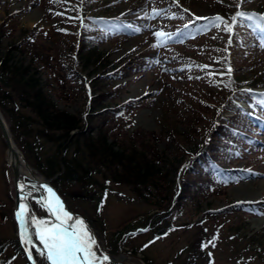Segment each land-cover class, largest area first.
I'll list each match as a JSON object with an SVG mask.
<instances>
[{
  "label": "rangeland",
  "instance_id": "374dc122",
  "mask_svg": "<svg viewBox=\"0 0 264 264\" xmlns=\"http://www.w3.org/2000/svg\"><path fill=\"white\" fill-rule=\"evenodd\" d=\"M237 12L264 14V0H0V25L4 24L5 32L0 31V56L12 50L9 63L26 65L30 58L25 59L13 46L38 29L35 44L48 52L50 67L35 77L57 108L85 119L90 95L114 91L116 95L105 100V105H130L114 119L118 140L134 136L133 144L144 139L159 151V163L146 184L134 183V178L116 181L109 172L107 194L101 202L93 199L104 191L99 187H92L98 190H90L91 194L83 193L86 189L80 185L61 187L74 214L71 223L76 218L85 222L96 240L98 256L133 254L145 264H264V222L257 224L264 219V122L248 124L235 103L247 108L239 89L264 92V26L241 17L234 22ZM98 16L102 19L96 20ZM216 16L225 23L214 26L211 19H203ZM119 17L135 28L123 29L114 19ZM196 17L203 22L195 20L182 28L186 20ZM228 26L231 32L226 31ZM82 29L97 36L98 50L108 57L103 71L80 65L75 46ZM116 63L129 67L124 72L127 77L114 82L102 78L98 84L97 75L105 76ZM54 73L56 78L47 76ZM229 83L239 91L231 92ZM254 98L249 106L263 117L264 98ZM18 112L22 118L2 110L30 166L37 176L52 182L55 175L45 176L39 163L53 152L54 145L38 135L37 116L30 108L20 107ZM229 119L239 121L258 142H233V150L240 148L227 161L241 172L234 180L216 178L207 196L193 189L185 191V198L173 205L179 171L189 162V152L203 148L216 124L224 125ZM91 122L95 128L101 124L102 131L113 127V119L106 114ZM106 135L108 142L114 141ZM95 178L105 179L100 174ZM189 179L197 185L200 181L197 176ZM25 182L36 185L27 177ZM13 196L0 134V264H28L25 242L21 244L13 220ZM25 202L27 221L31 216L51 223L34 197L28 196ZM246 203L263 206L253 213L232 212ZM35 255L41 264H49L44 256ZM98 264L113 263L101 259ZM118 264L142 263L129 256Z\"/></svg>",
  "mask_w": 264,
  "mask_h": 264
},
{
  "label": "trees",
  "instance_id": "16d2710c",
  "mask_svg": "<svg viewBox=\"0 0 264 264\" xmlns=\"http://www.w3.org/2000/svg\"><path fill=\"white\" fill-rule=\"evenodd\" d=\"M114 19L123 29L134 27H128V23L121 17ZM89 24L91 23L89 22ZM3 26L4 24L0 25V31L4 34ZM93 27L100 29L96 25H93ZM110 27L106 29L109 32L108 36L112 32ZM37 30L28 32L22 42L13 46L25 59L30 58L26 65L9 63L12 50L0 56V108L1 110L12 112V116L18 118L23 117L18 112L20 107L30 108L37 116L38 135L46 138V141L54 145L53 152L46 155L44 160L39 163L43 167L42 171L45 176L51 177L55 175V180L51 183L60 193L62 191L61 187L66 185H80L86 189V192H83L85 194L90 192V190L93 192H97L98 189L104 190L100 196L95 194L96 197L93 199H99L98 202L103 201L107 194L106 183L109 172L116 181L134 178V183L146 184L149 179V173L153 172V166L159 163L158 149L144 139H141L139 144H133L134 136L129 137L127 141H125L126 137L118 140L116 136L120 133L113 131L115 130L114 126L117 124L114 119H117V116L122 111L128 109L129 104L114 105L113 107L105 105V100L109 99L111 101L116 95L114 91H105L89 96L85 119L58 109L53 103L51 94L44 89V86L35 77L41 70L45 69L47 71L48 68L46 67L49 66L50 62V56H46L48 52L40 51V46L35 44ZM96 37L95 34L88 33V31L82 29L75 48L80 58V65L84 68L91 66L93 71L98 72L103 71L104 65L107 66L109 62L107 61L108 57L103 56L98 50L100 43L96 40ZM68 57L73 58V55ZM108 68L109 70L105 72V76L98 74V78H95L98 84L101 83L100 79L102 78L114 82V80H121L127 77L124 72H127L129 67L126 65L116 63ZM71 70L74 74L73 69ZM69 75L67 76L69 77ZM47 76L56 78L58 74H48ZM74 76L77 80H80L78 74H74ZM246 95L249 101L252 94L246 93ZM14 97L18 99L19 103L15 102L16 99ZM8 104L9 107H7ZM238 111H241V114L243 113L242 119L244 121L247 120L248 124H251V121L259 124L262 121L253 111H250L252 113H247L240 108ZM105 114L107 116L110 115L113 119V125H110L113 127L102 131L101 124L95 128V124L91 122V119ZM245 115L250 116V119ZM103 120V124H105L106 119ZM83 122H87V124ZM235 122L237 121L229 119V122L224 123V125L216 124V128L208 136L203 148L189 152V162L179 171V189L173 198V205L178 204L182 198H185V191L189 193L193 189L196 194L207 196V188L212 186L216 178L234 180L239 175L241 171L235 167H230L227 161L228 158L235 156V153L239 151L238 148H240L233 150V142L239 141V145L241 143L252 145L253 142H258L253 139L252 134L248 130H244L238 125L239 121ZM19 125H23L21 119ZM106 134L112 135L114 141L108 142L109 138H107ZM146 148L149 154L145 151ZM99 174L105 178L103 182H99L95 178V175ZM189 176H197L200 179L198 185L193 183L194 179L190 180ZM131 184H133V181ZM92 187L99 188L96 190ZM61 195L63 194L61 193ZM262 206L263 204L259 203H249L242 205V208H233L232 212L246 211L253 213ZM201 243L202 241H200Z\"/></svg>",
  "mask_w": 264,
  "mask_h": 264
},
{
  "label": "snow or ice",
  "instance_id": "6c2138e0",
  "mask_svg": "<svg viewBox=\"0 0 264 264\" xmlns=\"http://www.w3.org/2000/svg\"><path fill=\"white\" fill-rule=\"evenodd\" d=\"M178 2V0H177ZM237 17L254 21L258 26H264V14L252 15L244 12H237L232 20L235 22ZM197 19H201L197 17ZM211 19L214 26L219 23H225L224 18L216 16ZM187 27V25L185 26ZM226 31L231 32V26L226 27ZM158 36H163V33H157ZM231 69H229L230 71ZM264 103V101H262ZM24 185H21L23 188ZM52 200H46L44 206L55 217L56 221L49 224L44 220H37L35 217L31 218L33 224L36 225L40 242L43 244V250L39 251L41 256H44L50 264H98L102 259L107 261L109 257H100L97 255L95 248L97 243L93 235L88 230L85 222L79 218L69 225L68 221L73 217L63 208L59 198L55 196L51 189H48ZM54 201V203L52 202ZM27 206L21 204L20 210L16 213L17 218L21 223V238L26 243H31L25 230ZM205 247L207 245H204ZM29 258L31 259V250L29 251Z\"/></svg>",
  "mask_w": 264,
  "mask_h": 264
},
{
  "label": "water",
  "instance_id": "95a60500",
  "mask_svg": "<svg viewBox=\"0 0 264 264\" xmlns=\"http://www.w3.org/2000/svg\"><path fill=\"white\" fill-rule=\"evenodd\" d=\"M0 134L2 136L3 142L6 147V163L9 167L11 174H12V183H13V190H14V207H13V219L16 223L17 227V235L21 238V223L20 220L17 218L16 213L20 210L21 204H24V200H26L27 196L34 197L49 213L50 218L53 222L56 221V217L48 211V209L44 206V203L46 199L41 195V193L38 191V189L34 185H29L24 182L23 179V172L27 173V177L39 185L47 195L51 194L48 192V189H51L52 192L55 194L56 197L59 198V201L62 203L63 208L70 214L73 215L72 212L69 211L64 199L62 196L58 193V191L51 185L49 180H47L44 177H38L35 174L34 169L30 166L28 161L26 160L24 154L21 152V150L17 147L13 136L11 134V131L9 129V126L2 114V111L0 109ZM21 185H24L23 188H21ZM31 193V194H29ZM25 205V204H24ZM1 218H3V215H1ZM68 224L71 225L70 221H68ZM25 230L27 232L28 237L31 239V225L26 220L25 224ZM25 241V240H24ZM26 243V242H25ZM31 250V259L29 258V251ZM33 250L41 251L43 250V246L39 245L38 243L34 242L31 239V243H26V250L25 254L30 262V264H39V262L36 260L34 256ZM130 257L135 258L136 260L140 261L144 264V262L135 255H130ZM48 261V260H47ZM112 263H119L120 261H114L109 257L107 260ZM49 262V261H48ZM50 263V262H49Z\"/></svg>",
  "mask_w": 264,
  "mask_h": 264
},
{
  "label": "bare ground",
  "instance_id": "6f19581e",
  "mask_svg": "<svg viewBox=\"0 0 264 264\" xmlns=\"http://www.w3.org/2000/svg\"><path fill=\"white\" fill-rule=\"evenodd\" d=\"M36 175H37V174H36ZM26 176H27V173H26V172H23V179H25ZM38 177H39V176H38ZM29 194H31V193H29ZM48 198H49V200H50V199L52 200V197H51L50 195L48 196ZM53 203H54V201H53ZM26 216H27V214H26ZM30 218H32V217L30 216ZM263 220H264V219L258 220L257 224L263 223V222H264ZM28 222H29V224L31 225V239H32L34 242L38 243V242L36 241V238H35V237H37V238L39 239V237H38V235H37L38 229H37L36 225L32 223L31 219H30V221L28 220ZM49 224H52V222L49 223ZM38 244H39V243H38ZM40 244L43 245L41 242H40ZM113 260H114V261L125 262V261L127 260V258H126L125 256L121 255V256H118V257H113Z\"/></svg>",
  "mask_w": 264,
  "mask_h": 264
}]
</instances>
